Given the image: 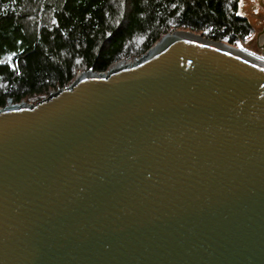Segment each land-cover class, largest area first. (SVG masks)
<instances>
[{"label":"water","instance_id":"water-1","mask_svg":"<svg viewBox=\"0 0 264 264\" xmlns=\"http://www.w3.org/2000/svg\"><path fill=\"white\" fill-rule=\"evenodd\" d=\"M234 48L174 30L0 108V264H264V63Z\"/></svg>","mask_w":264,"mask_h":264},{"label":"trees","instance_id":"trees-1","mask_svg":"<svg viewBox=\"0 0 264 264\" xmlns=\"http://www.w3.org/2000/svg\"><path fill=\"white\" fill-rule=\"evenodd\" d=\"M240 0H0V108L34 104L76 74L105 72L163 34L198 33L233 46L254 33Z\"/></svg>","mask_w":264,"mask_h":264},{"label":"rangeland","instance_id":"rangeland-1","mask_svg":"<svg viewBox=\"0 0 264 264\" xmlns=\"http://www.w3.org/2000/svg\"><path fill=\"white\" fill-rule=\"evenodd\" d=\"M256 6H258L257 0H240L239 12L248 19L254 29V33L250 39L246 43H242L241 46L262 55L263 50L260 46L262 43V37L257 38L256 34L262 29L264 24V9L260 6Z\"/></svg>","mask_w":264,"mask_h":264},{"label":"bare ground","instance_id":"bare-ground-1","mask_svg":"<svg viewBox=\"0 0 264 264\" xmlns=\"http://www.w3.org/2000/svg\"><path fill=\"white\" fill-rule=\"evenodd\" d=\"M176 34H183V35H186V36H191L192 33H189V32H185V31H178ZM262 41H264V36H262ZM234 51L236 52H239L241 54H244L248 57H251L253 59H256L258 61H261L264 63V54H257L247 48H245L244 46H238V48H234ZM120 64V63H119Z\"/></svg>","mask_w":264,"mask_h":264},{"label":"built area","instance_id":"built-area-1","mask_svg":"<svg viewBox=\"0 0 264 264\" xmlns=\"http://www.w3.org/2000/svg\"><path fill=\"white\" fill-rule=\"evenodd\" d=\"M136 59V58H135ZM134 60V59H133ZM133 60H131V61H133ZM126 62H130V61H121V63L123 64V63H126ZM112 67V66H111ZM23 101H20V102H12L11 101V99L10 98H7L6 99V104H5V106L4 107H6V106H17V105H19L20 103H22Z\"/></svg>","mask_w":264,"mask_h":264},{"label":"flooded vegetation","instance_id":"flooded-vegetation-1","mask_svg":"<svg viewBox=\"0 0 264 264\" xmlns=\"http://www.w3.org/2000/svg\"><path fill=\"white\" fill-rule=\"evenodd\" d=\"M257 4H258V6H260L261 8L264 9V1L263 0H260V1L257 0ZM258 6H256V7H258ZM263 19H264V16H263Z\"/></svg>","mask_w":264,"mask_h":264}]
</instances>
